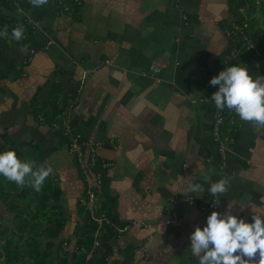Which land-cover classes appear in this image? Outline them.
<instances>
[{
    "label": "crops",
    "instance_id": "1",
    "mask_svg": "<svg viewBox=\"0 0 264 264\" xmlns=\"http://www.w3.org/2000/svg\"><path fill=\"white\" fill-rule=\"evenodd\" d=\"M15 1L0 0V28L9 32L0 37V151L14 148L20 157L33 143L41 165L53 167L61 191L56 205L66 220L51 239L54 249L58 238L68 241L71 255L82 233L76 203L85 183L66 129L78 131L102 161L112 213L125 225L108 242L107 264L123 256L132 264H198L189 234L205 222L200 206L247 220L264 215V123L225 109L237 124L212 130L209 81L220 61L227 67L240 49L251 51V38L239 34L241 41L233 31V0H74L76 16L61 0ZM244 1L252 7L253 0ZM260 7L247 19L258 37ZM17 26L27 28L20 40L11 37ZM258 54L248 55L249 64L263 73ZM222 177L230 183L217 199L208 187ZM192 182L204 191L186 192ZM13 201H0V219L18 226ZM104 201L100 187L94 206L87 205L96 214ZM170 207L178 220L166 226Z\"/></svg>",
    "mask_w": 264,
    "mask_h": 264
},
{
    "label": "trees",
    "instance_id": "2",
    "mask_svg": "<svg viewBox=\"0 0 264 264\" xmlns=\"http://www.w3.org/2000/svg\"><path fill=\"white\" fill-rule=\"evenodd\" d=\"M5 5H14L15 0H1ZM58 1V0H57ZM60 1V0H59ZM264 3L263 0H260ZM61 5L67 7V10L76 16L78 8L76 7L74 0H61ZM234 4V17L236 25H242L246 19H249L255 12V1H252V7L248 8L247 3L244 0H233ZM261 6V5H260ZM259 6V7H260ZM241 8H246L244 14L240 12ZM261 8V7H260ZM251 27V26H250ZM252 29V28H251ZM24 30H27L25 28ZM249 33V30L247 31ZM259 30L253 35L254 38H258L261 41L264 40V32L261 37ZM257 36V37H256ZM237 38L239 34L237 32ZM242 41V39H241ZM233 47L229 48L226 55H229ZM261 54H264V48H259ZM250 51L246 48L239 50L238 55L235 58H228V62L231 64H243L249 70V73L253 76H262L263 73H256L255 69L249 64ZM264 57V56H262ZM227 62V63H228ZM229 64V65H231ZM225 65L223 60L220 61L219 71L223 70ZM217 86L210 85L209 95L212 97V93L216 91ZM236 117H231L226 114V124H229L230 119H234V123L237 124ZM234 126V125H230ZM67 145V137H66ZM21 159H34L37 166L41 165L43 161L42 151L39 145L30 143L27 145L26 151L20 155ZM84 179L85 188L87 182L85 181V174L78 167ZM102 161H97L95 168L92 169L93 173H102ZM103 174V173H102ZM28 178H26L27 180ZM103 175H101V183L98 187H93L96 195L98 188H102L103 195L106 198L103 207H100L98 212L95 214L94 211L88 207V196L84 190V198L82 202H77L76 209L81 219L82 233L77 237V242L74 247V257H70L69 251H65L64 257L54 261L53 264H107L106 259L112 255V249L108 242L119 234L118 229H122L125 225L119 224L117 216L112 213L113 200L107 194V182H105ZM60 188L51 178V174L47 177L39 191L32 187L31 183H25L19 185L15 181L8 180L3 175H0V201L9 202L14 200L11 204L12 213L16 216V230L11 231L7 228L0 230V260L3 259L4 264H16V261L21 259H30L33 264H48L51 262L53 255L54 242L51 239L57 238L62 230L64 229L66 220L61 217L59 207L56 205L60 198ZM103 215L104 219L102 223L95 220L96 216ZM1 218V215H0ZM108 221V222H106ZM43 225H47V231L43 235H38ZM8 233H11L9 236ZM24 235V249H19L18 245H15L16 238L19 243L23 240ZM7 238L5 239V237ZM16 237V238H15ZM68 245L69 242L61 241L59 248ZM101 251L100 255L97 252ZM56 251V250H55ZM54 251V253H56ZM76 252V253H75ZM72 259V260H71ZM52 264V263H51ZM112 264H132L130 258L123 256L121 261L116 260Z\"/></svg>",
    "mask_w": 264,
    "mask_h": 264
},
{
    "label": "clouds",
    "instance_id": "3",
    "mask_svg": "<svg viewBox=\"0 0 264 264\" xmlns=\"http://www.w3.org/2000/svg\"><path fill=\"white\" fill-rule=\"evenodd\" d=\"M45 2L33 0L37 5ZM8 35L7 25L0 28V37ZM23 35V26L14 27L11 31L12 39L20 40ZM209 83L218 85L212 93L217 110L230 109L242 120L264 123V77L251 75L243 64H231L213 76ZM52 172L51 165L37 166L34 159H21L14 148L0 151V175L19 185L31 183L39 191ZM210 179V175L205 173L204 180ZM229 183L227 177H222L211 182L208 190L219 199V194L228 190ZM203 191L204 185L199 182L190 183L186 189L193 194ZM189 240L198 264H264V215H253L251 220H247L228 209L223 212L213 210L203 225L195 226Z\"/></svg>",
    "mask_w": 264,
    "mask_h": 264
},
{
    "label": "built area",
    "instance_id": "4",
    "mask_svg": "<svg viewBox=\"0 0 264 264\" xmlns=\"http://www.w3.org/2000/svg\"><path fill=\"white\" fill-rule=\"evenodd\" d=\"M264 1V0H263ZM262 1L257 0L255 2V5L258 7L261 4ZM246 8H241L240 12L245 13ZM249 28V25L247 21L243 22L242 25L235 26L233 31H237L238 34L241 35L242 39L245 40V42L250 43V35L247 33ZM236 32V33H237ZM234 34L233 32H228L227 35L230 36ZM155 67H151V70H154ZM155 70H159L156 69ZM214 125H213V134L217 135L220 127L224 124L226 121V116L223 111H219L214 106ZM230 124H234V120L230 119ZM65 135L67 137V148L69 149V152H71L72 156L75 159V162L77 163L78 167L82 170V172L85 174V181L87 182V187L85 188L86 195L88 196L87 200L91 207L95 204L96 199V192L94 191L93 187H95L94 183L96 185H100L101 180V174L100 173H93L92 169L95 168V165L98 161L97 155L89 149L88 143L86 140L82 137V135L78 131H71L69 129H66ZM224 146H219V151L223 153ZM224 157V156H223ZM223 166H226L225 163H223ZM191 201V198H189ZM200 209L203 213V215L207 216L209 214L208 207H201ZM166 220L165 225L166 226H172L176 223L178 220L176 213L174 212L173 208H169L165 212ZM101 218L104 219V216L101 215ZM102 219V220H103Z\"/></svg>",
    "mask_w": 264,
    "mask_h": 264
},
{
    "label": "rangeland",
    "instance_id": "5",
    "mask_svg": "<svg viewBox=\"0 0 264 264\" xmlns=\"http://www.w3.org/2000/svg\"><path fill=\"white\" fill-rule=\"evenodd\" d=\"M263 4V2H261V5ZM247 7L249 8V6L247 5ZM248 22V21H247ZM248 25H249V28H248V30H249V35H250V38H251V40H252V43H251V55L252 56H257L258 57V50H259V46H258V40H257V38H254L253 37V35H254V30H252L251 29V27H250V23L248 22ZM234 120V119H233ZM229 123H230V120H229ZM234 126H235V123L233 124ZM76 165H77V163H76ZM77 167H78V165H77ZM94 185H95V183H94ZM11 201V200H10ZM9 201V202H10ZM14 224V223H13ZM13 224H11V222H7V223H5V221L4 220H1L0 219V230L1 229H5V228H7L8 230L10 229V232L11 231H14V230H16L15 229V225H13ZM47 228H48V226L47 225H43V227H42V229H41V231L38 233V235H43L46 231H47ZM11 233H8V235L7 236H9ZM7 236L5 237V239L7 238ZM26 237V235H24V237H23V240L19 243V241H17V238H16V243H15V245H18V246H21V247H19V249H23V250H25L24 249V238ZM61 241H64V240H60L59 238L56 240V242H57V244H56V246H55V249H53V255H52V259H51V262L50 263H54V261H57L58 259H62L63 257H64V253H65V251L68 249H70L69 248V244L68 245H65L64 244V247H62V248H59V244L58 243H60ZM3 242H1L0 243V245L2 244ZM58 245V246H57ZM56 250V253H54V251ZM26 251V250H25ZM69 253H70V251H69ZM76 253V252H75ZM72 257H74L76 254H74L73 252H72ZM72 260V259H71ZM4 261L5 260H3V259H1L0 260V264H4ZM16 264H33V261L32 260H30V259H27V258H25V259H21V260H19V261H16Z\"/></svg>",
    "mask_w": 264,
    "mask_h": 264
},
{
    "label": "water",
    "instance_id": "6",
    "mask_svg": "<svg viewBox=\"0 0 264 264\" xmlns=\"http://www.w3.org/2000/svg\"><path fill=\"white\" fill-rule=\"evenodd\" d=\"M95 186L98 187V185H96V183H95Z\"/></svg>",
    "mask_w": 264,
    "mask_h": 264
}]
</instances>
